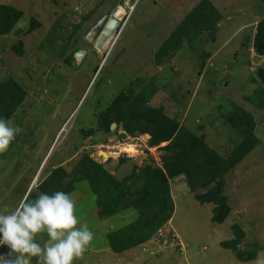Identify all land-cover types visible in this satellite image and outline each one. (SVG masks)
I'll use <instances>...</instances> for the list:
<instances>
[{
  "label": "rangeland",
  "instance_id": "374dc122",
  "mask_svg": "<svg viewBox=\"0 0 264 264\" xmlns=\"http://www.w3.org/2000/svg\"><path fill=\"white\" fill-rule=\"evenodd\" d=\"M201 1L0 0L23 12L11 31L0 34V83L13 77L26 90L7 120L20 131L0 153V210L13 211L31 187L42 193L39 182L52 169L70 172L84 154L121 180L134 167L161 166L160 146L166 143L150 147L148 134L123 136L115 122L110 133L99 127L101 115L123 92L130 98L149 86L147 105L203 137L223 158L244 134L230 116H223L230 103L248 110L255 121L260 142L224 176L231 207L225 221H212L215 204L197 200L185 179L173 181L175 212L149 252L142 244L112 251L107 232L119 224H108L111 219L95 209L94 195L76 185L71 193L75 215L94 239L74 264H254L258 252H264V81L257 71L264 56L253 46L264 0H209L222 15L216 29L183 36L158 62V50ZM122 7L116 39L100 52L96 43L104 25ZM105 16L107 21L96 29ZM32 19L39 23L29 31ZM78 54H83L80 59ZM128 143L136 153L121 152L119 146ZM235 226L244 234L236 250L224 243L237 238ZM36 239L43 243L48 236ZM248 253L256 258L241 261L240 255ZM10 258V247L0 244V264H9Z\"/></svg>",
  "mask_w": 264,
  "mask_h": 264
},
{
  "label": "trees",
  "instance_id": "16d2710c",
  "mask_svg": "<svg viewBox=\"0 0 264 264\" xmlns=\"http://www.w3.org/2000/svg\"><path fill=\"white\" fill-rule=\"evenodd\" d=\"M22 16V10L0 3V34L11 31ZM221 19V13L209 0L201 1L158 50L157 61L161 62L165 55L174 51L183 36L206 28L216 29ZM38 23L32 19L28 30L36 29ZM253 46L258 55L264 56V17L257 25ZM17 50L19 54L22 53L21 47ZM257 71L260 79L264 81V64ZM147 93L149 86L130 98L124 92L117 95L113 104L101 115L98 125L103 131L110 133L115 122L116 128L122 127L125 131L123 136L148 134L150 147L166 143L160 146L164 151L161 155V166L149 164L134 167L128 178L121 180L102 163L89 154H84L70 172L60 166L52 169L39 182L41 192L49 195L56 191L71 194L78 184L85 187L88 194L92 193L96 202L95 209L100 210V215L105 220L111 219L108 224H119L107 232L108 246L115 252H122L138 244L143 246L159 229L169 224L175 212L171 186L181 176L197 200L215 204L212 221L223 223L231 212L228 198L224 194V176L260 142L254 134L255 121L251 113L234 102L230 103L231 109L223 113V116H230L233 126L244 134L228 157L223 158L203 137L197 136L162 110L147 105ZM25 96L26 90L13 77L1 82L0 118L9 120ZM233 114L235 119L231 118ZM85 133L91 134L92 131ZM202 189L205 192L199 193ZM38 195L31 190L26 198L32 201ZM133 210L137 212L135 217L123 216L127 211ZM124 219L129 221L123 222ZM238 228L235 226L237 238L224 242L226 246H233L234 250L238 249L237 244L244 237ZM255 256L253 253L243 254L240 255V260L247 262L255 259Z\"/></svg>",
  "mask_w": 264,
  "mask_h": 264
},
{
  "label": "clouds",
  "instance_id": "9594fccd",
  "mask_svg": "<svg viewBox=\"0 0 264 264\" xmlns=\"http://www.w3.org/2000/svg\"><path fill=\"white\" fill-rule=\"evenodd\" d=\"M19 131L0 118V153L8 150ZM75 209L74 197L63 191L40 193L32 201L25 198L11 212L0 210V244L18 254L14 264H31L33 258L36 264H74L94 239ZM42 233L48 236L43 243L36 239ZM254 264H264V252H258Z\"/></svg>",
  "mask_w": 264,
  "mask_h": 264
},
{
  "label": "bare ground",
  "instance_id": "6f19581e",
  "mask_svg": "<svg viewBox=\"0 0 264 264\" xmlns=\"http://www.w3.org/2000/svg\"><path fill=\"white\" fill-rule=\"evenodd\" d=\"M123 10H125L123 7L122 8H119V10L114 13L113 17H115L117 20H121L120 16L123 13ZM108 23H109V21L106 22V25H104L105 26L104 29L106 28V26L108 25ZM119 26L120 25L117 26V28H116V30L114 31L113 34L107 35L105 38L102 37L103 36L104 29L102 30V32H101V34L99 36V40L96 43V47H97V49L100 52H107L108 51V48L112 45V43L116 39L117 30H118V27ZM82 55L83 54H78V58L80 59L82 57ZM119 147L121 149V152H128V153H136L137 152V150L135 149L134 145L133 144H130V143L123 144L122 146H119ZM111 153H113V154H110L111 156H113V155L115 156V155H118L119 154V152H111ZM108 154L105 153V156L109 157Z\"/></svg>",
  "mask_w": 264,
  "mask_h": 264
},
{
  "label": "water",
  "instance_id": "95a60500",
  "mask_svg": "<svg viewBox=\"0 0 264 264\" xmlns=\"http://www.w3.org/2000/svg\"><path fill=\"white\" fill-rule=\"evenodd\" d=\"M133 9H134V7L132 8V11H133ZM106 18H107V16L103 17V19L101 20V22L98 23L96 29L99 28V27H101V26H103L102 24H104ZM119 23H120L119 20H117L115 17H111L109 19L108 25L106 26V28L103 31V36L102 37L105 38L107 35L113 34L114 31L116 30L117 26L119 25ZM115 126H116V124L113 123L112 126H111L112 129L115 128ZM30 189H32V187ZM29 192L30 191H28V193ZM28 193H27L26 197L28 196ZM14 257H15V253L11 250V258H10L9 264H12V262L14 261Z\"/></svg>",
  "mask_w": 264,
  "mask_h": 264
},
{
  "label": "built area",
  "instance_id": "2783aa9c",
  "mask_svg": "<svg viewBox=\"0 0 264 264\" xmlns=\"http://www.w3.org/2000/svg\"><path fill=\"white\" fill-rule=\"evenodd\" d=\"M163 236V228L159 229L157 234H155V236H153L149 241H147L145 244H143V248L144 250H146L147 252L151 251L153 245L151 243H153L155 240H157V237ZM171 236V235H170ZM168 236V237H170Z\"/></svg>",
  "mask_w": 264,
  "mask_h": 264
},
{
  "label": "crops",
  "instance_id": "0c3cea01",
  "mask_svg": "<svg viewBox=\"0 0 264 264\" xmlns=\"http://www.w3.org/2000/svg\"><path fill=\"white\" fill-rule=\"evenodd\" d=\"M181 179H182V176H181Z\"/></svg>",
  "mask_w": 264,
  "mask_h": 264
},
{
  "label": "flooded vegetation",
  "instance_id": "af4514ba",
  "mask_svg": "<svg viewBox=\"0 0 264 264\" xmlns=\"http://www.w3.org/2000/svg\"><path fill=\"white\" fill-rule=\"evenodd\" d=\"M100 28V27H99Z\"/></svg>",
  "mask_w": 264,
  "mask_h": 264
}]
</instances>
